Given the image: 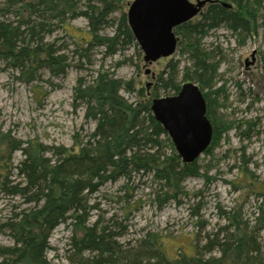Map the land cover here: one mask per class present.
Segmentation results:
<instances>
[{
  "label": "trees",
  "instance_id": "1",
  "mask_svg": "<svg viewBox=\"0 0 264 264\" xmlns=\"http://www.w3.org/2000/svg\"><path fill=\"white\" fill-rule=\"evenodd\" d=\"M249 3L250 0H234L230 7L213 3L198 16L180 23L174 34L181 53L191 62L190 68L180 73L178 65L169 64L168 72H161L157 80L165 97L177 95L187 82L199 87L212 129L210 145L203 152L206 155L234 122L225 124L216 118L215 98L211 96L221 93L214 89L217 62L212 60V53L202 48L201 40L220 27L232 33H250L254 12ZM118 9L120 0H3L0 62L18 73L20 82L33 83L40 81L44 73L50 78L62 77L72 60L81 64L85 59L90 64L89 53L96 48L109 57L133 45L141 60L142 52L126 14L112 17ZM78 18L87 21L89 40L79 42L68 35L66 26ZM110 25L114 26L113 34H103ZM58 31L73 40L71 53L76 58L69 57L63 45L57 47L56 41L46 40ZM93 75L90 82L78 78L73 88L74 105L82 106L84 119L94 124L85 143L67 148L38 140L16 141L0 133V193L20 197L27 206L1 225L13 243L0 247V264H51L47 260L50 235L68 220L74 228L69 246L75 264H264L258 238L260 229H264V192L256 190L251 182H238L234 189L247 188L248 195L261 200L256 217L252 222L244 218L236 204L227 210L219 209L217 217L223 223L206 232L207 223H199L191 257L178 252L173 260L168 259L156 233H146L129 246L116 241L117 235L110 227L98 222L87 224V212L92 208L88 199L107 183L129 181L136 174L150 175L157 184L156 201L162 207L179 201L185 194L182 184L186 179L202 177L207 184L210 181L209 168L199 165L198 160L182 163L163 125L153 115L152 100L159 98L157 90L144 93L139 89L140 98L129 102L120 92L134 93L132 80L123 83L103 70ZM16 151L22 156L14 167L17 182L10 180L9 164Z\"/></svg>",
  "mask_w": 264,
  "mask_h": 264
},
{
  "label": "rangeland",
  "instance_id": "2",
  "mask_svg": "<svg viewBox=\"0 0 264 264\" xmlns=\"http://www.w3.org/2000/svg\"><path fill=\"white\" fill-rule=\"evenodd\" d=\"M132 1L120 0V9L112 17L122 12L126 14ZM220 2L234 5V0ZM249 7L254 12V27L250 33H232L220 27L201 40L202 48L212 53V60L217 62L214 89H220L221 93L211 96L215 98L216 118L225 124L234 122V126L230 125L231 129L217 139L211 153H203L197 159L199 165L209 168L208 184L202 177L188 178L182 184L185 194L179 201L160 207L156 201L157 184L150 175L136 174L129 181L107 183L88 199V206L92 207L87 212L88 225L98 222L110 227L117 235L116 241L129 246H134L146 233L159 234L162 251L173 260L178 252L187 257L194 255L199 223H207L205 232L223 223L217 217L219 209L227 210L236 204L244 218L252 222L256 217L261 200L248 195L247 188L234 189V185L242 181L254 183L256 190L264 192V0H250ZM66 29L68 35L79 42L90 39L88 23L83 18L73 20ZM113 32L112 25L102 31L108 35ZM69 36L58 31L46 40L56 41L57 47L68 48H63L65 53L76 58L71 53L74 44ZM179 48L180 45L173 55L146 66L143 55L142 61L137 58L133 45L109 57L101 53V48H96L89 53L90 64L85 59L77 63L74 58L62 77L50 78L44 73L40 81L33 83L20 82L18 73L0 62V133L16 141L38 140L67 148L85 143L94 124L84 119L83 107L73 103L76 80L82 77L90 82L97 70H103L123 83L133 81L134 93L120 92L129 102L140 98L139 89L144 93L157 90L159 97H165V90L157 82L161 72H168L169 64L178 65L180 73L190 68V60ZM252 54L254 63L246 66V61H252ZM166 76L163 74V78ZM247 123H250L249 129ZM166 153H170L169 148ZM21 159L19 151L13 153L9 163L10 180L18 181L14 167ZM23 203L20 197L0 193V247L12 245L11 237L1 225L27 208ZM73 231L70 220L52 231L47 252L51 264H75L69 246ZM258 238L264 252L263 228Z\"/></svg>",
  "mask_w": 264,
  "mask_h": 264
},
{
  "label": "water",
  "instance_id": "3",
  "mask_svg": "<svg viewBox=\"0 0 264 264\" xmlns=\"http://www.w3.org/2000/svg\"><path fill=\"white\" fill-rule=\"evenodd\" d=\"M210 0L196 4L188 0H133L126 13L133 36L146 65L171 56L177 38L173 30L194 17ZM230 7L228 4H222ZM254 63L245 62V65ZM152 113L163 125L177 155L184 164L196 161L209 147L212 129L206 118V102L199 87L184 83L177 95L152 100Z\"/></svg>",
  "mask_w": 264,
  "mask_h": 264
},
{
  "label": "flooded vegetation",
  "instance_id": "4",
  "mask_svg": "<svg viewBox=\"0 0 264 264\" xmlns=\"http://www.w3.org/2000/svg\"><path fill=\"white\" fill-rule=\"evenodd\" d=\"M189 2H191L190 0H188ZM201 1H203V0H194V2H191V3H193V4H196V3H198V2H201ZM213 3H219V0H210V2H206L202 7H201V9L199 10V12L194 16V17H196V16H198L208 5H211V4H213ZM220 4L222 5L223 4V2H220ZM226 4V3H225ZM228 4V3H227ZM229 6H231L230 4H228ZM194 17H192L191 19H193ZM173 32H174V30H173ZM176 36V35H175ZM176 38H177V36H176ZM177 47H178V42H177V46H176V49H177ZM176 52V51H175ZM169 57V56H168ZM167 58V57H166ZM144 63V62H143ZM155 77V76H154ZM153 77V78H154Z\"/></svg>",
  "mask_w": 264,
  "mask_h": 264
}]
</instances>
